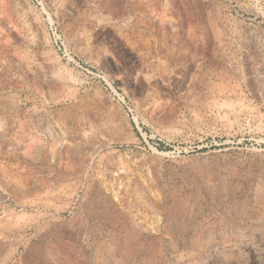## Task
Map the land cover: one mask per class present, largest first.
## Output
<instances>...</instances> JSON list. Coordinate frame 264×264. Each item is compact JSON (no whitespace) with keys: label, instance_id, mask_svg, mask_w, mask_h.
Instances as JSON below:
<instances>
[{"label":"rangeland","instance_id":"374dc122","mask_svg":"<svg viewBox=\"0 0 264 264\" xmlns=\"http://www.w3.org/2000/svg\"><path fill=\"white\" fill-rule=\"evenodd\" d=\"M263 187L264 0H0V264H264Z\"/></svg>","mask_w":264,"mask_h":264},{"label":"bare ground","instance_id":"6f19581e","mask_svg":"<svg viewBox=\"0 0 264 264\" xmlns=\"http://www.w3.org/2000/svg\"><path fill=\"white\" fill-rule=\"evenodd\" d=\"M221 89H223V88H221ZM244 153V152H243ZM245 153H247V152H245ZM260 154V153H259ZM235 156V155H234ZM239 156V155H238ZM261 156V155H260ZM260 156L257 154V155H249V154H247V155H241V156H239V157H237V158H235L234 159V165H236V164H244V163H249L250 165L251 164H253L254 162H253V160H259L260 159ZM262 158V157H261ZM253 162V163H252ZM260 162H261V160H260ZM225 163V162H224ZM230 163H232V160H231V162ZM255 163H256V161H255ZM223 165V164H222ZM229 166H231V165H229ZM244 166V165H243ZM258 166V165H257ZM261 166V165H260ZM259 166V167H260ZM232 167V166H231ZM250 167V166H249ZM221 168V167H220ZM228 168V167H227ZM221 169H223V168H221ZM232 169V168H231ZM242 169V168H241ZM233 170H234V168H233ZM228 171H230V170H228ZM262 171V170H261ZM225 173V172H224ZM236 173H238V171H236ZM241 173V172H240ZM246 173H247V171H246ZM258 174V173H257ZM226 175V174H225ZM235 175V174H234ZM234 175L233 176H231V178H233L234 177ZM238 175V174H237ZM236 176V175H235ZM237 177V176H236ZM239 177V176H238ZM245 177V176H244ZM255 177V176H254ZM261 177V176H260ZM224 179V178H223ZM235 180V179H234ZM242 180V179H241ZM260 180V179H259ZM236 181V180H235ZM239 181V180H238ZM249 181V180H248ZM241 182V181H240ZM258 182V181H257ZM256 182V184H258ZM224 183V182H223ZM222 183V184H223ZM255 183V182H254ZM231 184V183H230ZM237 184V183H236ZM243 185V184H242ZM251 185V184H250ZM259 185V184H258ZM221 186V185H220ZM225 186V185H224ZM238 186H240V185H238ZM254 186V185H253ZM261 186V185H260ZM263 186V185H262ZM208 187V186H207ZM216 187V186H215ZM232 187H234V186H232ZM257 187V186H256ZM259 187V186H258ZM217 188V187H216ZM223 188V187H222ZM247 188H249V187H247ZM264 188V187H263ZM212 189V188H211ZM215 189V188H214ZM224 190H225V188H223ZM231 189V188H230ZM229 189V190H230ZM236 189V188H235ZM253 189H255V188H253ZM220 190H221V188H220ZM229 190H226V191H229ZM247 190V189H246ZM209 191V190H208ZM231 191H233V190H231ZM240 191V190H239ZM248 191H250V190H248ZM255 191V190H254ZM254 191H251V192H254ZM214 192V191H213ZM216 192H217V190H216ZM222 192V191H221ZM224 192V191H223ZM236 192V191H235ZM234 192V193H235ZM257 192V191H256ZM207 193V192H206ZM212 193V192H211ZM218 193V192H217ZM216 193V194H217ZM219 193H220V191H219ZM227 193V192H226ZM231 193V192H230ZM209 194V193H208ZM224 194V193H223ZM255 194V193H254ZM102 195V194H101ZM230 195V194H229ZM259 196H257V197H255V202H257V204L258 203H264V195L262 196L261 194H258ZM213 196V195H212ZM214 196H216V195H214ZM219 196V195H218ZM245 196V195H244ZM249 196H250V193H249ZM256 196V195H255ZM207 197H208V195H207ZM223 197V196H222ZM226 197V196H225ZM248 197V196H247ZM231 198H232V196H231ZM235 198V197H234ZM241 198V197H240ZM251 198H252V196H251ZM173 199V198H172ZM220 199V198H219ZM233 199V198H232ZM206 200V199H205ZM217 200V199H216ZM227 200V199H226ZM237 200H238V198H237ZM245 201H246V198L244 199ZM175 201V200H174ZM212 201V200H211ZM214 201V200H213ZM218 201V200H217ZM220 201V200H219ZM222 201V200H221ZM225 201V200H224ZM232 201V200H231ZM225 202H227V201H225ZM253 202H254V200H253ZM206 203V202H205ZM221 203V202H220ZM224 203V202H223ZM236 203V202H235ZM242 203V202H241ZM106 204V203H105ZM111 204V203H110ZM170 204V203H169ZM173 204H175V202L173 203ZM233 204V203H232ZM231 204V205H232ZM246 204V203H245ZM253 204V203H252ZM171 205H172V203H171ZM176 205V204H175ZM174 205V207L176 208V206ZM225 205V204H224ZM248 205V204H247ZM260 205V204H259ZM114 206V205H113ZM111 207V206H110ZM171 207H173V205L171 206ZM174 208V209H175ZM176 209H178V208H176ZM110 210V209H109ZM167 210H169V209H167ZM171 210V209H170ZM173 211H175V210H173ZM178 211V210H177ZM109 212V211H108ZM117 212V211H116ZM120 212V211H119ZM118 212V213H119ZM170 212V211H169ZM100 213V212H99ZM173 213V212H172ZM175 213V212H174ZM173 213V214H174ZM103 214V213H102ZM129 214V213H128ZM131 214V213H130ZM173 214H172V216H173ZM108 215V214H107ZM116 215H118V214H116ZM127 215V214H126ZM176 215H177V213H176ZM112 216V215H111ZM122 216V215H121ZM129 216V215H128ZM123 217V216H122ZM177 217V216H176ZM110 218V217H109ZM130 219H132V217L130 218ZM130 219H128V220H130ZM171 219V218H170ZM174 221H175V219H174ZM172 222V221H171ZM114 224V223H113ZM171 227H172V225H171ZM169 228V227H168ZM168 228H167V230H168ZM181 229V228H180ZM168 232V231H167Z\"/></svg>","mask_w":264,"mask_h":264}]
</instances>
